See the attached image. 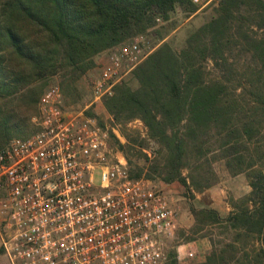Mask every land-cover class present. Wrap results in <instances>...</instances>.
Listing matches in <instances>:
<instances>
[{
	"label": "trees",
	"instance_id": "16d2710c",
	"mask_svg": "<svg viewBox=\"0 0 264 264\" xmlns=\"http://www.w3.org/2000/svg\"><path fill=\"white\" fill-rule=\"evenodd\" d=\"M211 7L179 50L159 34L161 44L132 71L138 87L118 84L102 105L116 125L139 120L157 145L148 167L133 170L134 154L126 151L148 161L143 144L125 137L122 146L111 135L133 179L202 193L217 182V161L231 176L245 174L250 191L231 199L226 216L191 209V234L211 245L200 264H264V0ZM199 9L193 0H0V151L35 132L23 129L51 77L62 78L69 107L66 95L97 55L153 29L157 17ZM166 264H178L176 252Z\"/></svg>",
	"mask_w": 264,
	"mask_h": 264
},
{
	"label": "built area",
	"instance_id": "2783aa9c",
	"mask_svg": "<svg viewBox=\"0 0 264 264\" xmlns=\"http://www.w3.org/2000/svg\"><path fill=\"white\" fill-rule=\"evenodd\" d=\"M149 53L142 38L109 51L90 79L84 110L66 107L60 88L49 87L33 118L35 132L0 151V237L8 264H166L177 213L164 190L129 176L94 112Z\"/></svg>",
	"mask_w": 264,
	"mask_h": 264
},
{
	"label": "rangeland",
	"instance_id": "374dc122",
	"mask_svg": "<svg viewBox=\"0 0 264 264\" xmlns=\"http://www.w3.org/2000/svg\"><path fill=\"white\" fill-rule=\"evenodd\" d=\"M217 1L218 0H193L194 4L200 7L199 11L193 16L187 17L182 10H177L170 16V19L168 21H163L160 17H157V25L153 29L148 30L144 34L142 33L133 38L127 39L125 41L126 43H123L97 55L95 57L94 68L88 70L85 75L81 77V79L75 85L74 91L71 90V95H66V97L68 98L67 103L70 104L68 108L78 112L84 110V108L89 106L91 102L89 88L90 79L99 73L101 67L107 61L109 51L132 43L139 38H142L146 46V51L151 52L161 44L160 40L158 39L159 34L164 37V40L162 42H167L174 49L179 50L182 47L188 32L198 28L206 21H208L212 12L211 5L216 3ZM132 71L123 78L120 84L124 83L130 86L132 89H136L138 87V83L134 79ZM61 82L62 78L60 76L51 77L48 80L47 85L44 87L42 95L47 91L49 87L55 85H57L60 90H63L60 84ZM64 91L65 93H67V90ZM103 108L104 107H100L99 105L97 106V108H94L95 111L94 109L93 111L97 113L98 122L106 127L109 131L110 139L108 145L110 150L112 151V154H117V156L119 157L123 156L124 158H126L125 155L118 149V145L115 143V140L113 139V137H111V135H113L114 138L117 139L122 146L126 144L125 137H138L137 144H143L144 149L141 150L140 148H138L136 150H141L143 154H147L149 160L147 161L142 155L137 154L136 152H132L131 150H129V152L126 151V153L134 154V156L131 158L133 164L131 169L134 170L136 165L147 168L150 164V161L152 160L154 151L157 149V145L155 144V142L147 139L146 131L142 123L139 120H133L126 126L116 125L109 114L106 112V110ZM33 129H36V125L33 121V117L30 116V119L26 123L23 132L30 133ZM130 146L134 147L133 145ZM214 169L217 175V182L210 188L204 190L202 193L193 191L188 192L179 183H172L168 185L160 181L150 180L157 188H161L162 190H164L170 205L177 213L176 230L173 238L167 240L166 246L168 253H170L171 251L176 252L178 264H200L205 261L206 253L211 250V245L208 238H198L197 236H199V234L197 236H193L191 234V230L195 223L194 216L191 213V209H194L196 211L201 209H214L221 216H226L231 209L229 205L231 199L238 200L246 196L250 191L245 174L231 176L225 169L224 163L218 161L214 164ZM221 237L223 236L219 237L217 231L214 232L215 240H220ZM187 238H190L191 241H187ZM196 244L201 245V247H196ZM188 250H191L194 253L193 257L189 258L187 256ZM0 264H8L1 248V237Z\"/></svg>",
	"mask_w": 264,
	"mask_h": 264
},
{
	"label": "crops",
	"instance_id": "0c3cea01",
	"mask_svg": "<svg viewBox=\"0 0 264 264\" xmlns=\"http://www.w3.org/2000/svg\"><path fill=\"white\" fill-rule=\"evenodd\" d=\"M215 203H216V202H215ZM195 246H196V247H199V248L201 247V245H197V244H196ZM204 247H205V246H204ZM205 249H206V248H205ZM188 253H193V252H192L191 250H188V251H187V254H188ZM193 254H194V253H193Z\"/></svg>",
	"mask_w": 264,
	"mask_h": 264
}]
</instances>
